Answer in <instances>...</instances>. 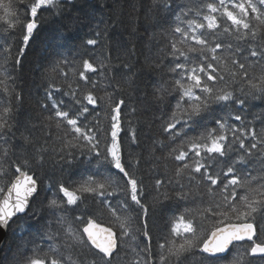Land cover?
Segmentation results:
<instances>
[{
  "label": "snow or ice",
  "instance_id": "1",
  "mask_svg": "<svg viewBox=\"0 0 264 264\" xmlns=\"http://www.w3.org/2000/svg\"><path fill=\"white\" fill-rule=\"evenodd\" d=\"M102 3L108 6L107 0H0V21L7 31L0 34V84L12 92L10 103L0 96V180L5 181L0 183V234L11 231L16 242L8 264H67L51 245L47 253L39 246L40 240H55L63 231L53 228V222L74 226L78 264H123L132 236L141 237L132 264H240L233 254L241 249L264 259V183L254 184V173L246 168L249 158L264 151V131L257 133L248 119L251 101L264 102V0H201L198 19L191 18L188 4L158 0V26L167 24L170 37L166 50L142 66L135 81L132 64L121 63V72L130 70V83L151 89L145 103L163 114L160 135L168 143L158 150L179 162L173 176L146 175L143 156L133 155L132 146L139 147L140 140L125 123L129 105L118 97L108 66L94 55L98 46L108 44V28H101L104 22L94 15ZM46 18L71 21L59 34L61 47L72 41L74 32L87 30L78 58L69 61L56 53L50 60L52 72L66 80V68H75L74 86L65 91L55 81L47 83L40 103L47 121L62 129L58 174H49L52 153L35 141V129L17 119L23 96L16 89L24 61ZM121 46L116 40L115 47ZM123 47L130 60L135 48ZM100 79L113 84L110 95L97 94ZM253 120L264 124V113ZM17 133L20 142L13 143ZM16 149L27 154L17 155ZM82 164L95 165V171L76 180L72 169ZM193 184L203 193L199 202L190 199ZM173 202L171 218L153 234L150 211L163 219ZM95 207L107 209L106 219L96 215ZM38 214L36 238L21 229V222Z\"/></svg>",
  "mask_w": 264,
  "mask_h": 264
},
{
  "label": "trees",
  "instance_id": "2",
  "mask_svg": "<svg viewBox=\"0 0 264 264\" xmlns=\"http://www.w3.org/2000/svg\"><path fill=\"white\" fill-rule=\"evenodd\" d=\"M4 2L7 3L8 0H4ZM157 2L158 0H107L108 6L102 3L100 7H97L94 15L97 21L102 20L104 22L100 25L101 28H108V32L106 33L108 44L104 48L98 46L94 55L98 57V61H103L104 64L108 66V78L110 79L115 76V82H117L119 86L118 97L124 98L129 105V109L124 113L126 117H129L125 123L126 126L134 128L137 131L140 146H132L135 149L133 155L137 157L143 156L142 163L144 173L146 175H156L159 173L164 176H173V171L179 162L174 161L167 151L158 150L162 149L163 145L168 142L164 141L163 137L160 135V118L163 115L162 112L158 111L154 106H149L145 103L147 93L151 91V89H144L142 85L137 88L135 83H130L127 75L130 72L129 69L125 68L123 72L120 71L121 63L127 60L133 66L131 69L133 73L132 80L135 81L136 76L141 72V67L157 58L162 50H166V46L170 41V37L165 31L168 25L165 24L164 27L158 26ZM14 3H18V0H14ZM178 3L180 5L188 4L192 8L191 18L198 19L196 10L198 7H202L201 0H178ZM0 16H3L2 10H0ZM174 20L175 17H172L170 22ZM46 21L47 22L32 41L27 59L24 61L23 74L19 82L20 86L19 89H16V91H20L23 96V102L17 108V119L28 122L29 127L35 129L33 132L35 141H38L39 146H42L46 152L52 153L50 163L48 164L49 174L53 171L58 174V169L56 167V152L59 151V140L62 129H57L55 123L47 121V114L42 111L40 103L44 98L45 85L47 83L55 81V83L65 91L69 84H73L74 86L75 80L78 79V76L74 75L75 68H66L68 72V78L66 80L63 75L57 76L56 73L52 72L50 60L53 54L56 53L66 56L69 61H71L73 57L78 58L77 54L81 51V38L87 30L82 29L79 32H74L72 41L68 45L61 47L59 34L63 32L64 26L71 27V21L64 20L62 22L53 23L51 18H46ZM0 34L7 35L6 29L2 26V21H0ZM221 38H223V34H221ZM116 40L121 42L122 46L120 48L115 47ZM16 41L17 37L12 36L10 42L15 43ZM3 43L4 41L0 40V44ZM123 45H127L129 48H135L136 54L132 56L130 60L127 56V50ZM117 57H119V60ZM166 62L167 61H165V63ZM63 70L65 69L61 71ZM144 70L145 72L147 71V69ZM2 71L3 69L0 68V72ZM256 74H260L259 68L256 69ZM80 83L83 82L81 81ZM232 86L236 87L237 85L233 84ZM112 87L113 84H110L108 79H100L97 82V94L100 96L110 95ZM55 95L59 97L60 93H55ZM0 96L3 97V102L5 103H10L12 100V92L10 90L6 91L3 84H0ZM63 98L67 99L66 96ZM168 99L172 101L174 107L175 101L172 99V96L170 95ZM251 103L254 105V107L250 109L253 115L249 116L248 119L254 124L255 131L260 133L264 131V124H261L259 120H253V116L264 113V102L256 100L251 101ZM133 108L136 109L135 112L130 111ZM41 125H44V131H40ZM21 131H23V129H21ZM48 135H51L50 140L47 139ZM19 142L20 133H17L13 143ZM53 149H55V151H52ZM15 151L17 155L27 154L22 153L21 149H16ZM249 159L251 162L246 165V168L248 172L254 173L255 178L253 179V183H264V163H262V161H264V151L259 152L257 156ZM238 166L245 167V165ZM4 167L7 168V165L5 164ZM95 168V165L89 166L88 164H82L72 169V173H74L73 178L79 180L81 175L86 176L89 171H95ZM173 178L175 179L176 177ZM4 182L5 181L0 180V183ZM146 183H148L147 179ZM202 197L203 193L200 191V188L193 184L190 192V199L199 202ZM112 199L115 201L116 198L113 197ZM151 200L152 196H148L147 204H150ZM171 208L172 211L163 214V219L159 212L153 215L150 211L148 225L153 234L160 228H163L167 219L171 218L175 210V202L171 204ZM93 210L96 215L100 216L102 219H106L107 209L95 207ZM16 227V225L13 226V228ZM40 227L41 221H39V214L36 218L29 215L21 222V229L23 230L26 228L28 233L36 238H38L37 233H39ZM53 228H62L63 231L55 240L47 238L40 240L39 246L47 253L49 245H51L63 255L67 264H78L80 250L75 247L78 234L75 232L74 226L70 222L64 225H57L53 222ZM53 235H56V233L54 232ZM28 238L29 237H25V239ZM140 238L139 236H132L128 239L126 245L128 258L123 261V264H132L133 256L136 252L134 246ZM245 247H247V245H245ZM15 252L16 242L12 236V232L9 231L8 242L1 256L0 264H8ZM124 255L125 254L122 252L121 256L124 257ZM233 259H239L240 264H245L248 260H251L253 264H264V259L260 257H251L245 253L243 249L238 253H234ZM189 264H194V262L189 261Z\"/></svg>",
  "mask_w": 264,
  "mask_h": 264
},
{
  "label": "water",
  "instance_id": "3",
  "mask_svg": "<svg viewBox=\"0 0 264 264\" xmlns=\"http://www.w3.org/2000/svg\"><path fill=\"white\" fill-rule=\"evenodd\" d=\"M8 235H9V232H5V233L0 234V261H1V256L4 252V249H5L7 241H8Z\"/></svg>",
  "mask_w": 264,
  "mask_h": 264
},
{
  "label": "flooded vegetation",
  "instance_id": "4",
  "mask_svg": "<svg viewBox=\"0 0 264 264\" xmlns=\"http://www.w3.org/2000/svg\"><path fill=\"white\" fill-rule=\"evenodd\" d=\"M8 238H9V235H8ZM8 242V241H7ZM7 245V244H6ZM5 250V249H4Z\"/></svg>",
  "mask_w": 264,
  "mask_h": 264
}]
</instances>
